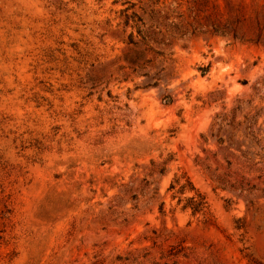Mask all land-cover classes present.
<instances>
[{
  "label": "rangeland",
  "instance_id": "374dc122",
  "mask_svg": "<svg viewBox=\"0 0 264 264\" xmlns=\"http://www.w3.org/2000/svg\"><path fill=\"white\" fill-rule=\"evenodd\" d=\"M0 264H264V0H0Z\"/></svg>",
  "mask_w": 264,
  "mask_h": 264
}]
</instances>
